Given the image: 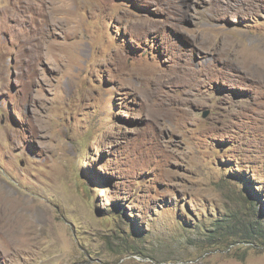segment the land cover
Returning a JSON list of instances; mask_svg holds the SVG:
<instances>
[{"label": "rangeland", "instance_id": "obj_1", "mask_svg": "<svg viewBox=\"0 0 264 264\" xmlns=\"http://www.w3.org/2000/svg\"><path fill=\"white\" fill-rule=\"evenodd\" d=\"M251 224L264 0H0V264H264Z\"/></svg>", "mask_w": 264, "mask_h": 264}, {"label": "trees", "instance_id": "obj_2", "mask_svg": "<svg viewBox=\"0 0 264 264\" xmlns=\"http://www.w3.org/2000/svg\"><path fill=\"white\" fill-rule=\"evenodd\" d=\"M235 229V228H234ZM236 233H241L242 242L250 243L256 239L259 241L264 240V226L258 224L246 225L240 229H235Z\"/></svg>", "mask_w": 264, "mask_h": 264}]
</instances>
